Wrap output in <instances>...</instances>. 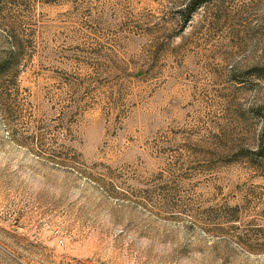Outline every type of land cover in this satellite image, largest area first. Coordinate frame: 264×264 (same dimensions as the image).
Masks as SVG:
<instances>
[{"label":"rangeland","instance_id":"1","mask_svg":"<svg viewBox=\"0 0 264 264\" xmlns=\"http://www.w3.org/2000/svg\"><path fill=\"white\" fill-rule=\"evenodd\" d=\"M188 2L0 0V264H264V0Z\"/></svg>","mask_w":264,"mask_h":264},{"label":"trees","instance_id":"2","mask_svg":"<svg viewBox=\"0 0 264 264\" xmlns=\"http://www.w3.org/2000/svg\"><path fill=\"white\" fill-rule=\"evenodd\" d=\"M203 1L205 0H189L187 6L184 9L183 14V23H185L191 14ZM15 54L10 51L4 57L0 58V76L4 74H9L12 71L15 62ZM247 154H257L260 155L259 151L256 150H247Z\"/></svg>","mask_w":264,"mask_h":264}]
</instances>
